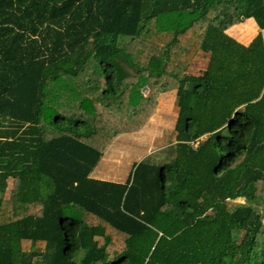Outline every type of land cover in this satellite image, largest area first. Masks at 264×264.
Wrapping results in <instances>:
<instances>
[{
  "label": "trees",
  "instance_id": "1",
  "mask_svg": "<svg viewBox=\"0 0 264 264\" xmlns=\"http://www.w3.org/2000/svg\"><path fill=\"white\" fill-rule=\"evenodd\" d=\"M166 93L175 143L93 177ZM0 264H264V0H0Z\"/></svg>",
  "mask_w": 264,
  "mask_h": 264
},
{
  "label": "rangeland",
  "instance_id": "2",
  "mask_svg": "<svg viewBox=\"0 0 264 264\" xmlns=\"http://www.w3.org/2000/svg\"><path fill=\"white\" fill-rule=\"evenodd\" d=\"M250 27L252 28V26ZM244 29V27H239L238 29L233 27L229 30V33L241 42H248L257 35L254 28H252L251 35L244 39L242 38ZM200 56L198 60L196 59L194 61L190 68L194 73L202 72L206 68V58H200ZM148 92V88L142 90L144 95H147ZM178 110L176 94H163L160 97V107L146 128L136 134L120 136L92 173L93 177L124 182L128 178L129 173L133 171L134 164L141 162L151 154L160 157L157 152L159 150L162 152V149L170 146L176 141L174 126Z\"/></svg>",
  "mask_w": 264,
  "mask_h": 264
},
{
  "label": "crops",
  "instance_id": "3",
  "mask_svg": "<svg viewBox=\"0 0 264 264\" xmlns=\"http://www.w3.org/2000/svg\"><path fill=\"white\" fill-rule=\"evenodd\" d=\"M247 25L252 26V27L254 28V31H256V34H257V35H258L259 32L261 31L260 28L258 27V25L256 24V22H255V20H254L253 18L247 19V20H245L244 22L239 23V24H237V25H235V26H233V27L239 28V27H244V26H247ZM233 27H232V28H233ZM230 29H231V28H230ZM230 29H229V30H230ZM229 30L227 31V33L231 36V34L229 33ZM257 35H255L253 38H251L248 42H243V41L241 42L240 40H238V41L241 42V43L244 44V45H249ZM232 37H233V36H232ZM235 39H236V38H235ZM159 107H160V106H159ZM102 180H105V179H102ZM108 181H110V180H108Z\"/></svg>",
  "mask_w": 264,
  "mask_h": 264
}]
</instances>
